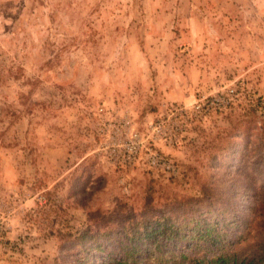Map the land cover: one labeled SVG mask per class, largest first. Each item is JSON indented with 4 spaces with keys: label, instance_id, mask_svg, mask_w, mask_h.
Here are the masks:
<instances>
[{
    "label": "rangeland",
    "instance_id": "obj_1",
    "mask_svg": "<svg viewBox=\"0 0 264 264\" xmlns=\"http://www.w3.org/2000/svg\"><path fill=\"white\" fill-rule=\"evenodd\" d=\"M261 103L264 0H0V264H54L69 238L141 210L149 188L156 210L226 209L251 252L264 239ZM181 107L182 131L155 145L176 175L110 165L101 129L149 141Z\"/></svg>",
    "mask_w": 264,
    "mask_h": 264
},
{
    "label": "trees",
    "instance_id": "obj_2",
    "mask_svg": "<svg viewBox=\"0 0 264 264\" xmlns=\"http://www.w3.org/2000/svg\"><path fill=\"white\" fill-rule=\"evenodd\" d=\"M151 195L149 188L137 213L122 206L94 230L66 240L69 250L54 264H264V239L251 252L241 249L248 235L232 231L240 220L229 219L226 209L211 216L210 207L199 213L198 202L182 199L173 211L156 210Z\"/></svg>",
    "mask_w": 264,
    "mask_h": 264
},
{
    "label": "built area",
    "instance_id": "obj_3",
    "mask_svg": "<svg viewBox=\"0 0 264 264\" xmlns=\"http://www.w3.org/2000/svg\"><path fill=\"white\" fill-rule=\"evenodd\" d=\"M232 90H228L227 96L231 97ZM212 105V101L210 103ZM261 106L264 107V103H261ZM209 107L205 106L202 102L201 104H195L192 108V111L197 115H204L207 112ZM102 110L99 109L98 113ZM190 110V113H192ZM180 114L176 122L169 129L165 126V120L159 119L155 124L150 125V131L154 135L153 138H150L148 141L141 138V136L131 130H126L122 132V128L115 125H106L103 129L100 130L101 135L108 136L107 141L103 145V150L105 151L110 165L117 167L119 169L132 168L138 163L143 164L149 169L158 171L160 173L167 174L169 176L176 175L175 165L169 160V158L163 154L155 146L156 142L163 144L172 143L176 136L182 131V127L179 123L180 115L185 112L183 107L179 108ZM169 115H167L168 117ZM175 117V116H174ZM122 135L119 138V135ZM122 139V140H121ZM144 151L143 157H141V152Z\"/></svg>",
    "mask_w": 264,
    "mask_h": 264
}]
</instances>
